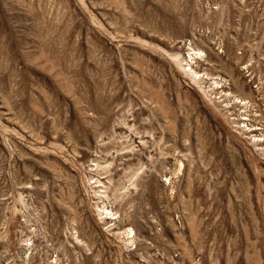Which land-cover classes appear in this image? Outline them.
Segmentation results:
<instances>
[{"label":"rangeland","instance_id":"374dc122","mask_svg":"<svg viewBox=\"0 0 264 264\" xmlns=\"http://www.w3.org/2000/svg\"><path fill=\"white\" fill-rule=\"evenodd\" d=\"M0 264H264V0H0Z\"/></svg>","mask_w":264,"mask_h":264},{"label":"bare ground","instance_id":"6f19581e","mask_svg":"<svg viewBox=\"0 0 264 264\" xmlns=\"http://www.w3.org/2000/svg\"><path fill=\"white\" fill-rule=\"evenodd\" d=\"M196 56H197V55H196ZM191 59H192V58H191ZM193 59H194V58H193ZM193 59H192V60H193ZM178 66H180V65H178ZM103 214H104V213H103Z\"/></svg>","mask_w":264,"mask_h":264}]
</instances>
